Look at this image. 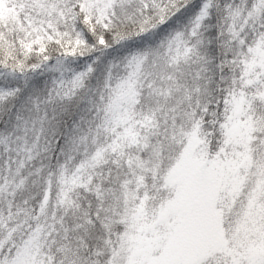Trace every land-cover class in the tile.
Masks as SVG:
<instances>
[{
  "label": "snow or ice",
  "instance_id": "6c2138e0",
  "mask_svg": "<svg viewBox=\"0 0 264 264\" xmlns=\"http://www.w3.org/2000/svg\"><path fill=\"white\" fill-rule=\"evenodd\" d=\"M0 264H264V0H0Z\"/></svg>",
  "mask_w": 264,
  "mask_h": 264
}]
</instances>
